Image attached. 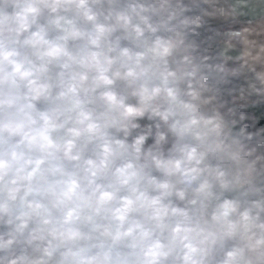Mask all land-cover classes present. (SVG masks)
Wrapping results in <instances>:
<instances>
[{
	"label": "clouds",
	"instance_id": "9594fccd",
	"mask_svg": "<svg viewBox=\"0 0 264 264\" xmlns=\"http://www.w3.org/2000/svg\"><path fill=\"white\" fill-rule=\"evenodd\" d=\"M0 264H264V0H0Z\"/></svg>",
	"mask_w": 264,
	"mask_h": 264
}]
</instances>
